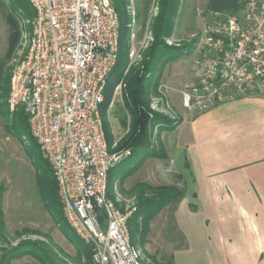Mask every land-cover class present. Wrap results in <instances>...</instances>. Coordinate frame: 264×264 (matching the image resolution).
I'll return each instance as SVG.
<instances>
[{
    "label": "built area",
    "instance_id": "2783aa9c",
    "mask_svg": "<svg viewBox=\"0 0 264 264\" xmlns=\"http://www.w3.org/2000/svg\"><path fill=\"white\" fill-rule=\"evenodd\" d=\"M28 2L35 14L29 35L21 33L8 109L28 115L63 217L89 247L91 264H146L130 242V213L108 195L109 172L131 155L128 149L110 151L116 142L108 145L99 112L118 60V15L111 0ZM193 38L192 77L178 91L183 110L202 113L264 92V0H243L236 11L213 13ZM158 91L162 104L150 110L157 106L176 124L180 116L169 89L163 84ZM159 126L152 132L148 126L151 148Z\"/></svg>",
    "mask_w": 264,
    "mask_h": 264
},
{
    "label": "crops",
    "instance_id": "0c3cea01",
    "mask_svg": "<svg viewBox=\"0 0 264 264\" xmlns=\"http://www.w3.org/2000/svg\"><path fill=\"white\" fill-rule=\"evenodd\" d=\"M242 1L209 0L207 17L237 10ZM181 5L182 1L178 9ZM172 68L169 64L165 76L173 83L180 78L170 77ZM180 89L168 91L182 120L160 132L164 157L147 155L135 172L146 179L136 184L170 185L183 191L177 202L164 207L170 210L172 231L178 234L171 262L264 264V92L202 113H184L179 109ZM141 157L135 155L129 165ZM122 171L118 180L129 173ZM160 176L173 180L165 182Z\"/></svg>",
    "mask_w": 264,
    "mask_h": 264
},
{
    "label": "rangeland",
    "instance_id": "374dc122",
    "mask_svg": "<svg viewBox=\"0 0 264 264\" xmlns=\"http://www.w3.org/2000/svg\"><path fill=\"white\" fill-rule=\"evenodd\" d=\"M26 1L28 2V0ZM125 1L127 3L126 12L131 20L130 41L133 55L130 57V54H128V65L121 71L120 81L115 87L112 105H110L107 113L110 130L114 137L113 142L116 143L121 135L124 134L119 121L126 120V123L129 124L127 113L123 111V101L121 98V93H123L125 86L123 77L127 74L130 66H137L141 62L143 53L150 47L152 43L151 25L159 15L165 2V0ZM181 1L182 5L178 9L179 2ZM208 1L172 0L170 2L171 7L168 8L171 9L173 6H177V10L176 17L173 20V35L164 38L166 46L179 47L187 45L194 39V36L201 32L204 24L210 21V16L208 19L206 12ZM10 11H15L14 13L18 14L21 19L22 29L28 35L31 32L30 22L32 19L30 17L24 18L22 13H19L20 10L18 9L17 11V7L12 1L0 0V186L3 187L1 204L4 221L3 230L0 232V256L4 254V251L11 249L17 244L30 240L47 244L56 255L53 259L58 263H61V260L64 264H89L90 260H86L81 255L80 258L76 256L80 254L78 249L85 248V245L66 224L61 205L52 185L53 176L48 163L42 158L37 145L35 146L31 142V136H18L10 128L12 124L18 123L16 119L12 118V114L8 109L7 98L14 60L19 56V46H17L11 56L7 58L9 32L3 12L7 13ZM165 49L169 50L168 48ZM164 50L163 52H165ZM165 59L164 57L160 58L154 66V71L146 77V83H153L149 89L148 96L150 106L151 104L157 105L158 103V106L162 104L159 100V97H161L158 91L159 85L164 84L170 90L180 89L183 86V82L187 78L189 79V76L193 72L194 56L192 53L183 54L181 58L171 63L165 61ZM169 64L173 66L170 70V77L176 78V75H179L180 78L178 81L175 79L176 81L173 83L167 81L165 76ZM170 93L168 92V94ZM157 108L156 106L151 111L152 118L154 116H161L168 123H164V121H151L148 124V126L150 125L151 132L155 125L160 126L156 132L154 147H150L149 133L148 142L149 149L160 150L158 141L161 130L170 127L174 128L182 119L180 117L175 124L169 113ZM179 109L185 113L180 102ZM120 133L122 134L120 135ZM20 137H23L22 140ZM144 158L140 160L143 161ZM129 163H131L129 159L125 160L113 169V189L111 193L118 201L120 209L130 213L129 220L131 219L132 226H138V228L143 225L145 226V231L139 237V241L136 244L144 256V262L146 264H153L151 257H154L160 264H172L171 247L176 242L178 234L172 231L170 210L168 211L163 208L164 210L158 211L145 223L141 219H134L138 200L136 195L130 190L134 184L136 185L137 181L146 179L139 177L138 174L140 173H135L137 171V162L130 165ZM126 165H129V167ZM125 167H128L127 170H129L130 174L127 172L128 174L125 173L124 177L118 180L117 177H119L121 170L127 171L123 169ZM130 170L133 172H130ZM132 174L134 175L132 176ZM160 179L165 182L173 180L171 177L162 176H160ZM38 232H40V235H38ZM58 250H61L70 258L78 259V263H74L72 259H67L60 255ZM11 264L40 263L30 256H24L12 261Z\"/></svg>",
    "mask_w": 264,
    "mask_h": 264
},
{
    "label": "trees",
    "instance_id": "16d2710c",
    "mask_svg": "<svg viewBox=\"0 0 264 264\" xmlns=\"http://www.w3.org/2000/svg\"><path fill=\"white\" fill-rule=\"evenodd\" d=\"M14 5L20 10L24 18H32L35 14L33 8L26 0H10ZM172 0H165L164 6H162L161 11L157 18L154 19L151 25L152 32V43L148 50L143 53L142 60L137 66H130L127 74L123 77L124 81V91L121 93V98L123 101V111L127 113L129 118V124L126 120L119 121L124 134L118 139L116 147L110 149L111 152L128 149L131 155L126 158L130 160L135 155L146 157L147 155L156 158H163L164 154L162 149L155 150L149 149L148 142V124L153 121H164L168 123L167 120L161 116H154L149 119V113L151 112L149 108V89L153 83H146V77L154 71V66L160 60V58H166L165 61L169 63L179 59L183 54H190L193 51L195 39L189 42L187 45L179 47H169L165 45L164 38L171 36L173 32V20L176 17L177 6L171 7ZM111 3L118 15L119 25H120V35H119V54L118 60L115 67L112 69L103 92V102L99 106V112L103 123V130L105 134L106 141L109 146L113 143V135L110 130V122L108 121V110L110 105H112V98L114 95L115 87L120 81V75L123 68L128 65V54L130 52V17L126 12V1L125 0H111ZM15 11H10L7 13L3 12V17L8 26V53L7 58L11 56L14 49L18 46L22 33L21 19ZM168 48L169 50H166ZM165 49V50H164ZM163 50L165 52H163ZM160 54H162L160 56ZM159 55V56H158ZM156 86V85H155ZM153 88V87H152ZM123 94V95H122ZM122 111V112H123ZM12 118L18 121L17 124H12L10 126L12 132L19 135L31 136L28 126V115L22 110L11 113ZM169 129H172L171 127ZM23 137H20L21 140ZM33 145H37L34 139H30ZM141 160L138 161V164ZM121 163V162H120ZM119 163V164H120ZM115 168V167H114ZM113 168V169H114ZM113 169L108 175V195L113 199L111 191L113 189ZM53 176V175H52ZM53 188L55 190V195L57 197V187L55 180L53 178ZM136 195L138 204L136 208V213L134 214V219L138 218L145 222L149 221L158 211L162 210L165 206L170 203L177 202L182 196L183 191L179 190L174 186H151L146 183H137L130 190ZM3 187L0 186V232L3 230V212H2V197ZM58 199V197H57ZM144 226V225H143ZM132 226L131 219L129 220L128 227L130 233V242L133 245L137 244L139 237L144 233L145 226ZM40 235V232H38ZM60 255L69 259L66 254L61 250H58ZM80 254L76 255L80 258V255L90 260V249L85 246L83 249H78ZM24 256H30L37 260L40 264H64L60 259L61 263L56 262L53 257H56L54 252L47 246V244L39 241H24L9 250L4 251V254L0 256V264H11V261L15 259L22 258ZM58 258V257H57ZM74 263H78V259L70 258ZM153 264H160L157 262L156 258L151 257ZM89 264L91 262L89 261Z\"/></svg>",
    "mask_w": 264,
    "mask_h": 264
}]
</instances>
